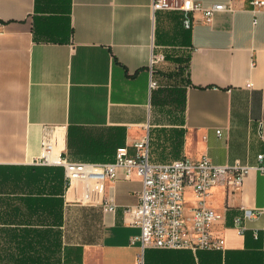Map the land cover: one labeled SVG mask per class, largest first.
I'll list each match as a JSON object with an SVG mask.
<instances>
[{
  "label": "crops",
  "instance_id": "obj_1",
  "mask_svg": "<svg viewBox=\"0 0 264 264\" xmlns=\"http://www.w3.org/2000/svg\"><path fill=\"white\" fill-rule=\"evenodd\" d=\"M152 3L0 0V264L138 263L140 230L125 210L139 202L140 175L69 183L61 163H39L43 139L75 162H113L147 135L155 162L258 163L264 11L242 0L210 23L195 12L188 29L181 10ZM154 54L163 58L151 63ZM205 200L223 215L213 229L224 250L146 248L144 264H264V235L254 236L264 217L246 220L244 234L233 227L244 208L264 207V175L251 168L242 185L221 181ZM148 250L168 252L147 262Z\"/></svg>",
  "mask_w": 264,
  "mask_h": 264
},
{
  "label": "built area",
  "instance_id": "obj_2",
  "mask_svg": "<svg viewBox=\"0 0 264 264\" xmlns=\"http://www.w3.org/2000/svg\"><path fill=\"white\" fill-rule=\"evenodd\" d=\"M214 3L204 6L196 0H153L154 9H178L183 12V25L192 28L196 22L195 12H200V21L210 23L216 12L234 11L236 2ZM244 8L256 13L264 11V0H243ZM3 25L0 21V31ZM163 58L152 55L151 63ZM156 82L150 79V87ZM252 83H248L251 86ZM263 124L260 136L264 142ZM217 133L220 135L221 130ZM42 158L39 163H61L66 171L69 183L75 179L92 178L99 182L107 178H116L120 171L129 178L133 172L140 175L142 188L137 205L125 210L128 223L137 226L139 235L134 238L140 242L141 253L137 264H144L146 248L188 249L193 253L198 250H224V238L217 234L213 226L223 218L214 209L208 207L205 197L219 182L226 186H240L244 176L251 168H256L264 175V151L258 153V163L254 166L237 160L234 163L216 164L204 155L194 159L181 157L169 162H155L150 159L149 137L146 135L134 144V152L127 147H119L116 159L107 163L75 162L53 156L49 139L42 140ZM191 190L195 204L187 205V191ZM104 210H114L113 202L105 203ZM264 217V207L244 208L243 214L234 217L233 227L239 234H244L246 220ZM264 235V227L254 231L255 238Z\"/></svg>",
  "mask_w": 264,
  "mask_h": 264
},
{
  "label": "rangeland",
  "instance_id": "obj_3",
  "mask_svg": "<svg viewBox=\"0 0 264 264\" xmlns=\"http://www.w3.org/2000/svg\"><path fill=\"white\" fill-rule=\"evenodd\" d=\"M153 80L157 83L156 79H153ZM159 252L160 250H148L145 255L147 262H150L153 258H156Z\"/></svg>",
  "mask_w": 264,
  "mask_h": 264
},
{
  "label": "trees",
  "instance_id": "obj_4",
  "mask_svg": "<svg viewBox=\"0 0 264 264\" xmlns=\"http://www.w3.org/2000/svg\"><path fill=\"white\" fill-rule=\"evenodd\" d=\"M118 148H119V147H118ZM118 148H117V149H118ZM155 249H156V248H155ZM169 250H170V249H169ZM201 250H207V249H201ZM198 251H199V250H198ZM198 251H197V252H198ZM160 252H162V253H166V252H168V251H160Z\"/></svg>",
  "mask_w": 264,
  "mask_h": 264
}]
</instances>
